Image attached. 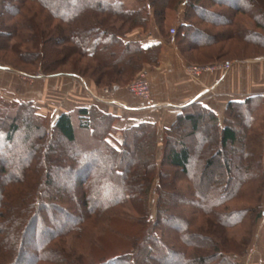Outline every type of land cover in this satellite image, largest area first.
Instances as JSON below:
<instances>
[{"label":"trees","instance_id":"1","mask_svg":"<svg viewBox=\"0 0 264 264\" xmlns=\"http://www.w3.org/2000/svg\"><path fill=\"white\" fill-rule=\"evenodd\" d=\"M144 1L137 0L138 3H144ZM147 1L151 3V16L155 23L163 22L169 0ZM201 1H185L182 22L176 29L171 28L175 32L174 45L190 63L193 62L188 59V52L194 51L204 56L205 53L210 52L209 49L215 46V43L229 39L235 43L264 48V23L260 21L261 18L264 19V12L258 14V18L248 16L250 21L246 19L245 24L239 22L237 18L239 14L247 10L253 0H239L244 6V11L235 5L238 0L230 1L233 6L225 0H210V6L219 8L220 12L213 14L209 11L213 14L212 18L204 16L195 23L192 20L193 15H189L188 11L198 8ZM259 1L264 3V0ZM218 13H222L225 19L216 21L215 17ZM247 13L244 12V14ZM41 22L43 24L39 26ZM55 22L58 23L55 24ZM148 22L149 16L146 14L144 5L127 9L121 0H0V50L16 52L18 61L24 63L31 49L34 59L32 63L39 62L37 69L44 77L64 74L83 77L82 74L74 72L53 73L51 69L64 62L76 64L78 61L73 58L74 56L90 60L95 63V68L94 75L89 76V79L97 86L103 84L121 87L128 84L145 65L157 64L160 44L142 46L140 42L126 40L127 35L133 30L139 28L145 30ZM198 23L222 30L217 35H209L207 32L205 34ZM1 26L8 30L3 31ZM255 26L262 32L256 31ZM221 57L222 54L219 53L212 59L219 60L222 59ZM257 58L260 56L252 59ZM0 66L6 69L12 68L3 63H0ZM89 69L92 68H85L81 73ZM12 70L16 69L12 68ZM32 103V101L14 100L4 103L0 100V154L12 152V147L8 149L6 145L14 143V136L20 131L19 123L27 119V123L22 124L24 125L22 131L27 133L24 134L20 143L23 151L18 155L19 163L15 170L17 179H14V182L5 180L1 182L5 164L0 160L2 223L3 226L9 225L18 230L17 239L22 242L31 234L27 230L33 226V221L40 214L39 209L48 207L52 212L43 216V219L41 217V220H47L49 216L56 214L55 216L62 215L61 219L64 223L56 232L50 228L41 229L37 238L32 241L37 248L28 254L30 264H145L151 259L161 261L160 264H168L163 261L167 254H171L174 250H177V255L180 257L175 264H215V259L225 260L223 256L227 254L232 253L234 257L243 255L241 252H236V249H226L227 243L224 241L225 244L221 245V239L220 244L214 242L215 244L210 247L204 246L211 253L199 254L203 245L192 237L193 234L189 229L191 222L194 223L192 221L194 218H202L205 223L204 228L208 227L205 233L212 235V233H218L217 228H221L220 234L227 239L225 229L239 223L246 212L253 214L252 223L264 215L259 204L264 186L263 95H253L242 102H228L225 106L223 124H220L213 111L194 104L182 109L174 122L163 128L160 134L155 123L146 121L117 130L114 125L116 116L103 112L95 105L76 107L72 111L58 115L50 126L51 136H60L72 146L76 143V132H84L90 138H96L98 144L91 142L83 147L75 148L68 145L69 150H61V153L55 151L54 146L44 144L46 124L43 120L46 116L35 113V106ZM25 107L34 112L26 113L27 116L24 115L23 119H20L22 116L20 110ZM7 109L10 110L1 112ZM36 121L41 124H33ZM181 122L187 124L189 129L183 136L180 132L177 139L173 135ZM117 132L122 136L120 142L114 139ZM32 136L37 141L32 140ZM193 136L201 137V144L193 142ZM256 139L259 140L258 143L255 142ZM209 141L214 143L213 147L207 146L206 142ZM195 148L199 149L196 156ZM221 149L228 151L224 162H221L218 157ZM36 153H40L37 163H42L41 173H39V167L33 166ZM158 153H161L160 157ZM55 158L63 159L61 162L63 164L55 168L56 172L52 174V160ZM94 163L97 165L94 166ZM92 166H94L93 170L87 174ZM165 167L166 170L163 171ZM191 169H193L194 177L189 176L190 185L185 192L188 201L184 203V195L179 196L183 201L182 206L183 204L189 206L183 216L184 219L179 221L184 225L181 224V235L186 238H179L176 243L170 246L167 244L164 247L160 245L164 244V239L161 240L163 236L160 237L155 232L157 226L161 225L163 227L161 231L164 232L163 229L166 226L180 224L164 216L160 222L162 212H166L167 209L165 202L168 201L167 195H163L162 191L172 186V191L168 194L174 193L173 189L176 191L177 185H172L171 179L176 173L186 176ZM233 171L238 177L237 182L228 185L227 176H231ZM62 175H65L71 183L55 186ZM166 177L170 178V181H164ZM223 178H225L223 184L226 188L222 196L204 194L211 184L220 183ZM258 179L261 180L262 190L260 195L254 198L252 207L234 209L231 212L224 210L225 201L234 197L237 201L243 198L250 202L242 197L245 194L241 192V189H245L246 184H257ZM18 186H21V189ZM25 186L30 187L26 196L28 204L16 221L10 214L9 205L13 197L10 198L8 192L10 188L15 191L19 188L16 193H22L25 191ZM99 186L104 189L103 195L99 193ZM22 187H25L24 190ZM50 187L52 190L50 189L49 192L46 189ZM69 190H72V196ZM151 191L157 199L154 220H150L147 215V201ZM137 198L138 203H136ZM45 199L51 202L45 205ZM257 201L258 204H256ZM64 204L74 207L76 218L75 214L73 216L66 211L68 209L64 208ZM129 206L138 208L141 214L129 218L127 212L121 211ZM192 216L193 219L189 221ZM100 223L110 226L109 234L119 238L110 250L99 247L97 251L90 254L89 250L84 249L85 247L77 245L72 253H64L63 249L61 252L57 244L59 240L73 235L82 244L84 239H87L85 234L89 226ZM196 233L198 232L195 230ZM0 234H2L1 231ZM121 239L125 240L121 242ZM77 250L83 252H77ZM22 253H24L22 243L13 248L0 245V264L22 263ZM226 260L230 262L229 264H237L233 259Z\"/></svg>","mask_w":264,"mask_h":264},{"label":"rangeland","instance_id":"2","mask_svg":"<svg viewBox=\"0 0 264 264\" xmlns=\"http://www.w3.org/2000/svg\"><path fill=\"white\" fill-rule=\"evenodd\" d=\"M124 4V6L127 9H135L137 7H140L141 5H144V9L146 11L147 16L150 17L151 13H152V9H151V3L147 0L144 1V3H138L137 0H121ZM185 1L187 0H169L168 3L166 4V10H165V18L163 20V22L161 21L160 23H155L154 22V28L155 31L160 35V37L164 40H168L170 42V35H169V30L171 28L176 29L177 25L182 22L183 20V13L185 11ZM231 0H225V2H227L228 4H232L230 3ZM210 0H202L199 4V6H197L198 8L196 9H192L190 11H188L190 14L189 15H193V22L198 21V19H200L201 17H206V18H212L213 14H215L214 12L219 11V8H216L215 6L212 7L210 6ZM236 6L238 5L240 8H242V10L244 9L243 4H240V1L238 0L235 4ZM148 6V8H147ZM230 6H233L230 5ZM256 6V7H255ZM251 7V8H249ZM258 8V9H257ZM260 8V9H259ZM213 10V11H211ZM212 12L213 14L209 13ZM244 11V10H243ZM244 12H248L247 14H244ZM242 14H239L237 16V18L239 19V22H243L244 24L246 23V21H250L248 16H255L257 17L258 14H262L264 12V3L259 1V0H253V2L251 4H249L248 8L246 11H244ZM248 17V18H247ZM258 18V17H257ZM216 21L217 20H224L225 18L223 17L222 13H218L215 17ZM264 20V19H263ZM261 18V23H264V21ZM58 22H55V24H57ZM197 23V22H195ZM250 24V22H248ZM41 24H43L42 22L40 23L39 26H41ZM199 24V28L201 30H204V33L206 34V32L210 35H217L221 30L220 29H212L210 28V26H207L205 24L202 23H198ZM254 24V23H253ZM243 26V25H242ZM245 26V25H244ZM1 29L3 31H7L8 28H4V26H1ZM5 29V30H4ZM224 29V28H223ZM256 31L258 32H262L261 29H259L258 27L255 26ZM6 38H4L5 40ZM9 40V39H8ZM7 40V41H8ZM174 44V42H171ZM50 45H53L52 43H50ZM244 47V48H242ZM3 48V47H2ZM25 49V48H22ZM54 49V48H52ZM244 49V50H243ZM210 52L205 53V57L202 55H199V53H195L194 51H190L187 53V57L188 59H190L194 64H198L200 66L198 67H209L212 65L211 62L216 63L215 65H223V64H229V67L231 66V63H233V60H237V61H243L244 59L247 60H251L252 58H256L259 57L260 58H264L261 56H264V48L261 47H254V46H248L246 44L240 43V42H236L233 41L232 39H229L228 41H221V42H217L215 43V46H211V48L209 49ZM16 53V52H15ZM15 53H10V52H5V50H0V63L6 64V66L8 65V67H12L15 68L16 70H12V68L9 69V71L12 72H16V73H24L27 75H36L39 77H44L39 71H38V64L39 62H35L32 63L33 56L31 54V49L28 51V54L26 57L27 60L24 61V63H21L18 61V58L16 56ZM221 53L222 54V59L219 60H215L212 59L214 56H216L217 54ZM209 54L214 55V56H210ZM25 58V59H26ZM75 58L76 64H71V62H64V64L61 65H57L55 67H53V69H51L53 73H77V74H82L83 77H80L77 75V77L81 78V79H89V76H92V74L94 75V71L93 69L95 68V63L90 61V60H86V59H80V58H76L75 56L73 57ZM241 59V60H239ZM243 59V60H242ZM259 59V58H257ZM30 61V62H29ZM221 61V62H218ZM228 61V62H226ZM85 68H92L89 69L88 71H85V73H81ZM18 70V71H17ZM218 72H223L224 71H220V70H216ZM228 71V70H227ZM140 74L143 73H138L134 78H137ZM146 76V75H145ZM147 77V76H146ZM133 78V79H134ZM132 79V80H133ZM91 80V79H89ZM131 80V81H132ZM147 80L149 82V79L147 77ZM130 81V82H131ZM94 82V81H93ZM129 82V83H130ZM150 84V82H149ZM127 85V84H126ZM103 84H100L98 87L101 88V92L103 94L104 93V89L108 88L111 89V86H105ZM106 95V94H105ZM107 96H110V94H107ZM2 100L4 103L5 102H9L11 100L14 101H24L22 99H0ZM35 106V113H38L40 115L46 116L44 124H46V129H45V139H44V144H48L50 147L54 146L55 151H57L58 153H61V150H69L68 145L60 136H51V120H49V118L47 117V115H44V112L41 111L42 109L40 107H38L37 104L32 103ZM10 110V109H9ZM8 109L2 110L1 112H8ZM34 112L33 110L30 111L29 108L25 107L22 110H20V115L22 113V116L20 119H23V116L27 114L26 113H32ZM27 119L24 121H21L19 123V127H20V131L14 136V143L11 144L9 143L8 145H6V147L8 149H11L12 147V152H10L9 154H5L2 152L0 160L1 162H3L5 165V172L3 173V177H2V181L5 180L7 182H14V179L16 178V168L18 167V163L19 160L18 159V155L22 154V148H20V143L22 142V137L24 136L25 133H27L26 131H22L23 126L25 125ZM40 122H33V124H39ZM43 123V122H42ZM24 124V125H22ZM41 124V123H40ZM205 124H207V120L205 119ZM7 125V124H6ZM179 128L176 129L175 134L173 135L175 138L178 139V134L181 132V135H185L188 132V125L184 124V123H180L179 124ZM28 126V125H27ZM26 126V127H27ZM4 130H6V126L3 127ZM183 131V132H182ZM186 132V133H185ZM183 133V134H182ZM201 137H192V141L195 142L196 144L200 143L201 144ZM186 139V137H185ZM263 141V151H264V132H263V137H262ZM32 140L37 141L36 138L33 139L32 136ZM182 141H184V139H182ZM95 143L98 144V140L96 138H90L89 136L86 135V133L84 132H76V143L75 145L72 144L69 145L72 148L75 147H83L86 144L89 143ZM185 142H187V139L185 140ZM256 143L259 142V140L256 139L255 141ZM78 143V144H77ZM207 146H211L213 147L214 143L206 142ZM11 151V150H10ZM44 152V150H43ZM197 152H199V149L195 148L194 150V155L196 156ZM69 154L71 153L70 151L68 152ZM227 153L228 151L226 150H222L221 152L218 154V157L221 159V162L225 161L227 159ZM158 156H161V153H158ZM40 157V153H36L34 154V159L35 162H33V166H37L39 167V173L42 172V163H37V159ZM94 158V156L92 157ZM158 158V157H157ZM40 159V158H39ZM38 159V161H39ZM218 159V158H217ZM60 160V161H59ZM89 161V160H87ZM91 161V160H90ZM63 162V159H58L55 158V160H52V165H53V172L52 174H55V168L60 167V164ZM95 164V163H94ZM93 164V165H94ZM97 164H95L94 166H96ZM90 167V170L87 171V174L90 173L93 169V167ZM262 166L264 167V152H263V159H262ZM196 167V166H195ZM89 169V168H88ZM166 170V167L164 168L163 171ZM34 172V171H32ZM81 172L83 173L84 170H81ZM35 173V172H34ZM85 173V172H84ZM223 173L225 175V171L223 170ZM257 173V172H255ZM34 174L32 173V176ZM100 175V174H99ZM189 176L194 177V173H193V169H191V171L189 172L188 175H182L181 173H176L174 175V177L171 179V183L172 185H177V190L175 191L173 189V192L171 195L168 194L169 192H171V187L169 188H164L163 189V195H167L168 197V201L165 202V207L166 212H162V216H160V222H162V218L167 217L170 220L176 222L178 221V224L180 225H168L166 226L163 230H162V226L159 225L157 226L155 232L158 236H163L161 237V240L164 239V244H160L162 246H170L173 243H176L177 240H179V238H186V236L181 235V231H182V226H184L181 222V220H183V216L185 214V211L189 208V206H186L185 204L182 203L183 201L180 200L179 196L184 195V203L186 201H188V196L186 195V190H188V185L189 181L188 178ZM66 178L65 175H62L60 177V180L58 182L55 183L56 185L62 184V183H67L70 184L71 182L69 181V179ZM237 175L236 172L233 171V174L231 176H227V184L228 185H233L237 182ZM261 179V178H260ZM260 179L257 180V184H246V188L245 189H241V192L243 191V194H245L244 198H247L249 201L247 200H243V198L241 199V201H237L234 200V198L236 199V197H234L231 200L225 201L224 203V207H225V211L226 212H231L234 209H239V208H250L253 206L254 201L256 197H258L260 195V192L262 190V186L260 184ZM25 181V180H24ZM164 181H170V178L168 179V177H166L164 179ZM225 181V178H223L220 183H214L213 185L211 184V186L208 188L209 190L207 192H205L204 194H209L210 195H216L217 197L222 196V194L225 192V188L223 182ZM20 182H22L20 180ZM1 185L2 183H0V189H1ZM19 188L21 186H18ZM26 187V188H25ZM22 187L23 191L22 193H16V191L19 190V188L15 191L14 189L10 188V191L8 192L10 198L13 197V199L10 202L9 205V209H10V214H12V219L18 221L19 215L23 213V211L26 210V206L28 204L27 201V195L29 193V188L28 186ZM153 187L155 188V185H153ZM259 187V189H258ZM50 188H47L46 190H48L50 192ZM21 189V188H20ZM52 190V189H51ZM99 193L101 195L104 194V189H102V186L98 187ZM153 191V190H152ZM150 192L149 197H148V201H147V215L148 218L150 220H154L155 216H156V210H157V199L156 196L153 192ZM263 193L261 195V199L259 200V204L262 208V210L264 211V186H263ZM240 191H238L239 194H241ZM69 194H71V196L73 195L72 190H69ZM24 195V196H23ZM49 196V195H48ZM47 198V196H46ZM139 199H136V203H138ZM48 202H51V200L49 199H45L44 204L46 205ZM3 204V203H2ZM258 204V201L257 203ZM4 206V205H3ZM4 208V207H3ZM64 208L68 209L66 211L70 212V215L75 214L76 210H73L74 207L70 206V205H65L64 204ZM23 210V211H22ZM41 210V211H40ZM40 214L38 215L37 218H35V220L33 221V226L29 227V229L27 230L29 233L27 239L24 240V242L18 240V236H19V232H17L18 230H15L14 227H10L8 225V227H6V225L3 226V216L0 212V231L2 232V234H0V245L4 246H9L10 248L19 246L22 243V248L24 253H22L21 258H23V262L19 263V264H30V259L28 258V254L30 252H33L37 247L36 245L32 242L33 240H35V238H37V236L39 235L38 233L41 232L42 228H50L52 231H57L59 226L62 225L64 223V220L61 219V216H55L56 214H52L51 216H49L47 218V220H41V217L43 219V216H46L47 213L51 212V209H49L47 207V209H39ZM121 211L123 212H127L128 213V217L129 218H134L139 216V214H141V210H139L138 208L134 209L131 208L130 206L127 207L126 210L121 209ZM52 213V212H51ZM183 214V215H182ZM186 215H190V214H186ZM74 216V215H73ZM131 216V217H130ZM75 218L77 217L76 214L74 216ZM186 217V216H185ZM253 217V214H250L248 212H246L244 214V218L241 219V221L237 224H234L233 227L229 228V229H225V234L227 236V239L224 237L223 234H220L221 228H217L218 229V233H212V235H208L206 232L208 227L204 228V219L199 218L193 219V216L191 218H189V221H194L191 222V226H190V233L193 234L192 237H195V239H197V242H199L200 244L203 245V247L200 248V252L199 254H204V253H211V251L207 250L204 248V246H212L213 244H215L214 242H218L220 244V239H221V245H224L225 243H223L224 241H226L227 245H226V249L229 250H233L236 249V252H241L243 253L242 256H236L234 257V254H227L226 256H223L225 258V260H221L219 259H215V264H229L230 262L226 259H233L235 260V263L237 264H264V215L262 217H260L258 220H256V222H251ZM2 218V219H1ZM73 218V217H72ZM186 219H188L186 217ZM159 222V223H160ZM2 223V224H1ZM182 224V226H181ZM19 225V224H18ZM110 226L106 225V224H95L93 226H89L88 228V232H86L85 237H87V239H84V243H79V240H76L73 235L70 237H64L63 239L59 240L57 242V244L60 246L61 252L62 249L65 250L64 253H72L74 251V249H76L77 245L78 247L82 246L85 247L84 249L89 250V253L92 254L93 252L97 251V249H99V247H101L102 249L105 250H110L111 247H113L114 244H116L118 242V237L117 236H112L109 234L110 232ZM195 230L198 232L195 234ZM167 231V233H166ZM27 232V233H28ZM220 235V236H219ZM204 237H207L204 239ZM34 238V239H33ZM202 239V240H201ZM125 240V239H121V242ZM210 240V241H209ZM217 243V244H218ZM233 246H231L230 244ZM205 244V245H204ZM236 247V248H235ZM155 249V247H154ZM77 252H83L80 250H77ZM85 254V252H84ZM231 257V258H230ZM179 255H177V250L174 252H171V254H167L166 259H164L163 262L168 263V264H175L178 262L179 260ZM91 260V259H90ZM1 262V259H0ZM161 261L152 259L150 261H147L145 264H160ZM213 264V263H211Z\"/></svg>","mask_w":264,"mask_h":264},{"label":"crops","instance_id":"3","mask_svg":"<svg viewBox=\"0 0 264 264\" xmlns=\"http://www.w3.org/2000/svg\"><path fill=\"white\" fill-rule=\"evenodd\" d=\"M150 15L146 29H135L127 41L140 42L142 46L160 44L155 66L145 65L141 73L150 82L154 107L129 94L125 86L111 87L107 96L92 80L75 75L39 77L16 73L0 66V99H22L37 104L53 123L61 113L76 107L95 105L105 113L117 117V130L139 122H152L159 134L170 126L182 109L194 104L213 111L223 124L228 102H242L253 95L264 96V58L234 61L228 71H207L191 76L188 69L198 64L190 63L168 40L155 31ZM211 63L209 65H215ZM119 132L114 139L120 142Z\"/></svg>","mask_w":264,"mask_h":264},{"label":"built area","instance_id":"4","mask_svg":"<svg viewBox=\"0 0 264 264\" xmlns=\"http://www.w3.org/2000/svg\"><path fill=\"white\" fill-rule=\"evenodd\" d=\"M147 8H148V6H147ZM174 33H175L174 29L169 30L170 42H173ZM228 69H229V64L226 63L223 65H212L209 67L193 66V67L188 69V72L191 76L197 77L203 72L216 71V70H220V71L225 72ZM125 90L129 94L144 100L148 107H154L155 103H154V100L151 96L150 84H149L145 74H140L137 78H134L130 83H128L125 86ZM103 91L106 95L107 94L111 95L113 93L112 88L111 89L106 88Z\"/></svg>","mask_w":264,"mask_h":264}]
</instances>
